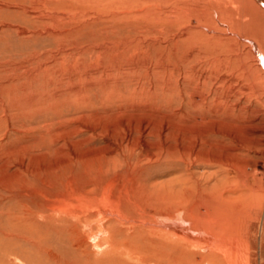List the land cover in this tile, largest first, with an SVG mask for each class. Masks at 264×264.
Segmentation results:
<instances>
[{
	"label": "rangeland",
	"instance_id": "374dc122",
	"mask_svg": "<svg viewBox=\"0 0 264 264\" xmlns=\"http://www.w3.org/2000/svg\"><path fill=\"white\" fill-rule=\"evenodd\" d=\"M242 7L0 0V264H227L174 225L204 229L190 218L219 183L202 155L221 131L264 178L244 138L264 129V17Z\"/></svg>",
	"mask_w": 264,
	"mask_h": 264
},
{
	"label": "bare ground",
	"instance_id": "6f19581e",
	"mask_svg": "<svg viewBox=\"0 0 264 264\" xmlns=\"http://www.w3.org/2000/svg\"><path fill=\"white\" fill-rule=\"evenodd\" d=\"M236 1L239 3L244 2L241 13L244 16L246 15L249 19H252L251 22H253L255 29L261 27L263 23L261 20L264 17V0ZM221 19H218V21H221ZM260 39L264 40V38ZM262 42L263 41H261V43ZM262 49H259V51L264 57ZM235 128L237 127L235 126ZM232 129H230L231 131H226L224 129L226 132L221 131L224 133V137L220 141L213 142L205 140L204 142V144H208L207 148L216 149L217 152L213 155L207 153L206 155H202V161L206 165L215 163L220 168L219 170L221 173L218 185H214L210 188L211 190L201 199L203 202L198 205L197 213L190 218L193 225L200 224L204 229L198 231L190 230L189 227L187 228L188 224L184 222L176 223L174 229L180 228L178 230L189 234L186 236H190L191 239L193 238L192 241H196L200 246L201 242H204V247L210 248V250L213 251H221L226 259L225 263L227 264H235L237 258H240L241 264H249L252 254L250 249L254 247V244L256 247L258 246V250L261 254L264 248V193L262 191L264 187L261 186V182H263L264 178L258 176V170L254 167L252 170L250 168V171L240 169L241 166L249 165L247 158H245L247 155L245 153L242 154L241 149L243 147L249 149L250 147L244 146L240 138L235 135L236 132ZM252 130L249 137H244L247 140L246 142L257 139L260 142L259 144L262 152H264V129L254 128ZM190 151L189 158L197 161L201 153L205 150H198L195 152L193 148H191ZM188 199L187 197V202H190L191 200ZM256 219H259L260 222L257 226L254 223ZM183 239L187 240V238L184 237ZM103 243L105 244L106 242ZM96 246L99 247L101 245H95V247ZM212 255V253H209L204 256L209 258ZM210 259L207 264H212L213 260L210 261Z\"/></svg>",
	"mask_w": 264,
	"mask_h": 264
}]
</instances>
